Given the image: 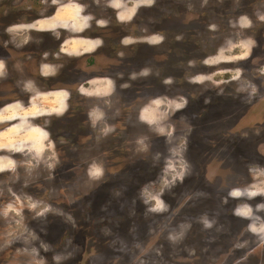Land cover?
<instances>
[{
    "label": "rangeland",
    "instance_id": "rangeland-1",
    "mask_svg": "<svg viewBox=\"0 0 264 264\" xmlns=\"http://www.w3.org/2000/svg\"><path fill=\"white\" fill-rule=\"evenodd\" d=\"M245 1L55 0L67 5L54 16L16 1V54L0 73V264H264V29L249 20L264 0ZM231 5L243 15L227 14L219 35L217 10ZM97 36L111 54L99 60L131 70L81 90L93 111L69 154L84 169L63 174L59 148L71 143L56 122L69 97L54 85ZM145 41L161 43L153 53ZM121 94L125 136L108 124Z\"/></svg>",
    "mask_w": 264,
    "mask_h": 264
},
{
    "label": "flooded vegetation",
    "instance_id": "flooded-vegetation-1",
    "mask_svg": "<svg viewBox=\"0 0 264 264\" xmlns=\"http://www.w3.org/2000/svg\"><path fill=\"white\" fill-rule=\"evenodd\" d=\"M16 1H20L19 6H23V3H24L25 7L33 5V2H36L37 5H39V7H44V5L51 4L54 7L52 16H54L56 14V12H58L61 9L62 4H64L63 7L67 5V4L65 5V3L58 2L57 5H59V7L55 6L56 5L55 0H0V10L1 11L3 10V12H5L4 14H3V12L0 13V62L4 64V68L1 67L0 73L3 71V77H4V75L8 76V74L6 75V69H8V65H7L8 61L7 60L10 58L11 55L16 54V49H14L12 46H10V41L12 38H9V34H8L9 31L12 29V26H14V25H12L11 21H12L13 14L15 12H17ZM59 1H61V0H59ZM153 1H154V5H156L155 7H157L159 0H153ZM262 1L263 0H256V1L248 0L247 2L245 1L243 3H244V7L249 9L250 7H248V6L252 7L257 2H262ZM80 6L82 7V10L84 9V11H85L86 7L88 6V3L83 2V3H81ZM28 9H31V7L30 8L28 7ZM28 9L26 8V12H28ZM84 11H82V13ZM156 12H158V9H156ZM217 12H218V15H217L218 17L221 15L225 19L222 21L223 24H220L218 26V23H217V30L216 31H219V33H218L219 35L222 32L221 29L223 26L229 27V23L226 21V15L227 14H231L234 17L233 22H235V20H238L240 18V16L243 15V9L242 8H240V7L236 8L235 6H232V5L225 8V9L217 10ZM185 14H186V10H185ZM158 15H159V13H158ZM16 16L23 17V13L22 12H19L18 14L16 13ZM187 18L188 17H185L183 19V22ZM241 18H243V17H241ZM38 20L39 19H37V21ZM249 20L253 24V27L263 25L262 27L264 29V12H261L260 14L252 13L250 15ZM188 21L191 24L193 19L191 18ZM207 24H208V22L206 23V25ZM206 25L204 27H206L208 29L210 25L209 26H206ZM212 25H215V24H212ZM230 25H232L231 20H230ZM211 26H210V28H211ZM2 29H4V30L2 31ZM42 37L45 38L44 36H42ZM97 38H99V39H97ZM126 38L127 37H125L123 35L121 38H119V40L121 42H124L126 40ZM85 39L92 42V43L98 42L100 40L101 44L98 45L97 49L92 53L82 52V54L80 56H77L79 59L76 60V65L74 67H71L72 70H70V73L67 74L68 76L67 77L66 76L65 77L64 76L58 77L55 85H54L55 82H52V84L54 86H61L63 88V89H56V90H63L65 93H67V95L69 97L68 98V108L66 109L65 112H63L64 114L62 113V115H63L62 120H59L56 122V124L58 125V127H56V128L62 129L61 134L64 135L62 137L67 138L68 142L71 143V146L69 145L68 147L61 143L62 146L59 148V152H61L62 154L67 153L65 161L60 163V165L63 166V169L61 168V170L63 171V174L66 172H70L73 174L80 172L79 165L82 166L84 169V165L79 163L80 160L76 157V153H75V155H72V156H71V154H69L71 151H73V153H74L76 150H79L80 146L78 145L77 141L82 136V135H79L80 134L79 132H82L83 131L82 129L85 127L84 125L86 123L90 122L91 112L93 111L92 108H91V110L85 109V105L88 104L89 100L86 98V96H84V94L81 93V90L84 89L85 85H88L93 80H97L100 78L105 79L103 77H100L102 75L114 77L116 75L123 74L124 72L128 73V71L131 70L127 60H120V59L117 60L116 57H115L116 61H112V62H108V63H105L104 59L99 60L100 58H105V57L109 58L108 56L109 55L111 56V54L109 52V47L107 46L108 39L106 40L103 36L102 37L97 36V37L85 38ZM206 39H208V38H206ZM212 39H215V38H210L211 43L213 42ZM217 39L218 38H216L215 40H217ZM262 39L263 38H255V41H257V40L262 41ZM158 41H159V39H158ZM65 42H66L65 39L58 38V43L56 44L58 49L63 47L65 45ZM207 42H209V41H207ZM143 43H144V45L141 46L142 49L151 50L153 53H155V51L158 50V49H156L155 46L159 45V43H161V42L151 43V42L145 41ZM223 45L224 44L221 43L222 47L215 46V48H213V46H211L212 51H209L208 53H203L202 54L203 55L202 60L206 61V60H209L210 58L216 57L218 55V52L221 53L223 50V47H225ZM148 46H154V47L152 48V47H148ZM25 47L22 48L21 52H23L24 54H29V52L32 53L33 47H28V46L26 48ZM263 49H264V46H263ZM34 54L36 55L35 49H34ZM187 54L185 53L186 58H187V56H189L191 58L192 57L191 55H193V54L190 55L189 53H187ZM262 59L264 61V56L261 58L255 59V61H257V60L260 61ZM65 60L66 59L62 57V64L65 62ZM116 62H118L119 65L115 64ZM253 63L251 62V65H253ZM263 64H264V62H263ZM105 66H106V68H105ZM119 87H121V86H119ZM124 92L126 93L127 90H125ZM42 94H45V93H42ZM7 95H9V94H6L4 96V100H5V97L6 98L9 97ZM112 95H114V94H112ZM122 96H123V98H121L120 106L118 108L110 109L112 112L109 113V116H108V124H110V126L113 125L115 127V132H116L115 134L117 136H119V134L124 135L122 127L119 126V128H118L117 125L122 124V126L124 125L123 126L124 129H126L125 128L126 124H124V123H125V120H126L127 115H128L127 114L128 102H129L128 101V94L122 95ZM32 99H33V97L29 96L27 94V95H25L23 101L30 103V101H32ZM73 99L75 100L74 103L72 102ZM5 108H7L6 105L1 107L0 109H5ZM121 112L124 113V117L122 116L120 118V116H118V115ZM80 116H85L84 119L81 120V122H79ZM120 119H121V121H120ZM119 123H121V124H119ZM97 124H96V126H94V124L92 123V126H89L91 130L88 131V132H90V134L89 133H87V134L93 138H95V136H96L95 133H97V131L99 133V129L101 127V124H98V125ZM59 125H61V127H59ZM71 130L72 131L78 130L79 132H77V135H75L74 132H72ZM83 133L84 132H82V134ZM100 136H103V135L101 134ZM71 148H73V149H71ZM216 157L217 156L213 157L214 160ZM60 165H56L55 169L57 170L58 167H60Z\"/></svg>",
    "mask_w": 264,
    "mask_h": 264
},
{
    "label": "bare ground",
    "instance_id": "bare-ground-1",
    "mask_svg": "<svg viewBox=\"0 0 264 264\" xmlns=\"http://www.w3.org/2000/svg\"><path fill=\"white\" fill-rule=\"evenodd\" d=\"M74 11V10H73ZM74 16V15H73ZM56 20H59V21H62L63 22V19L61 18L60 14H58V16L56 15ZM71 17V16H70ZM73 18V17H72ZM72 20V19H71ZM87 42V41H86ZM86 44V43H85Z\"/></svg>",
    "mask_w": 264,
    "mask_h": 264
}]
</instances>
